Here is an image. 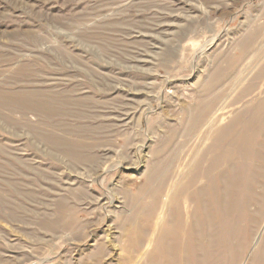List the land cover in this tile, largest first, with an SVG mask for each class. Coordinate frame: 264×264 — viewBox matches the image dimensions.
<instances>
[{
	"label": "rangeland",
	"instance_id": "374dc122",
	"mask_svg": "<svg viewBox=\"0 0 264 264\" xmlns=\"http://www.w3.org/2000/svg\"><path fill=\"white\" fill-rule=\"evenodd\" d=\"M168 236L264 264V0H0V264Z\"/></svg>",
	"mask_w": 264,
	"mask_h": 264
},
{
	"label": "bare ground",
	"instance_id": "6f19581e",
	"mask_svg": "<svg viewBox=\"0 0 264 264\" xmlns=\"http://www.w3.org/2000/svg\"><path fill=\"white\" fill-rule=\"evenodd\" d=\"M157 245L159 246L158 253L156 254L157 264H178L182 261V255L178 249V242L174 237L171 238L168 236L163 238Z\"/></svg>",
	"mask_w": 264,
	"mask_h": 264
}]
</instances>
